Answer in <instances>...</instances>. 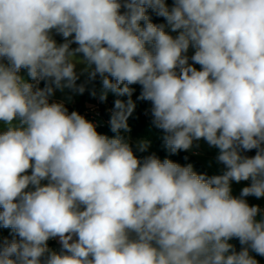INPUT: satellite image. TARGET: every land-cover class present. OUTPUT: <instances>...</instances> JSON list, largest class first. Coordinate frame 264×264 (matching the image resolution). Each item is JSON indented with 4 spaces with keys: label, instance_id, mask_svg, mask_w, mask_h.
I'll list each match as a JSON object with an SVG mask.
<instances>
[{
    "label": "clouds",
    "instance_id": "obj_1",
    "mask_svg": "<svg viewBox=\"0 0 264 264\" xmlns=\"http://www.w3.org/2000/svg\"><path fill=\"white\" fill-rule=\"evenodd\" d=\"M97 77L102 102L128 97L112 137L52 99ZM131 85L171 154L203 139L222 174L138 158L121 135ZM249 196L264 197V0H0V264H258L264 209Z\"/></svg>",
    "mask_w": 264,
    "mask_h": 264
},
{
    "label": "trees",
    "instance_id": "obj_2",
    "mask_svg": "<svg viewBox=\"0 0 264 264\" xmlns=\"http://www.w3.org/2000/svg\"><path fill=\"white\" fill-rule=\"evenodd\" d=\"M148 15L151 18V22L154 24H164L165 19L163 17L157 16L151 9L148 10ZM143 24V22H141ZM61 39H63L60 36ZM72 47H74L72 45ZM78 71V70H77ZM79 72V71H78ZM87 79L86 74L81 76L80 79L77 81L78 84L83 83ZM99 85H100V78L97 77V79L87 84L86 91L83 94H77L78 99L75 102L72 111H77L79 114H83L86 110L89 109L90 106H99L100 107V116L101 119L104 122L103 126L97 127V131L100 134L107 135L109 137H112L115 135L110 130L109 120L111 117V113L106 112V106H102L99 104ZM44 86V82H42L41 87ZM95 88L97 91V96L93 97L91 95V90ZM134 89V92L132 94V100L135 102L136 107L132 115L128 119V124L131 128V132L124 133L123 130L121 131V135H124L130 142L134 154L138 158H143L147 155L155 153L161 160L168 158L171 159L173 162L179 163L181 165H187L191 164L193 166V170L197 172L198 174H207L208 176H211L207 170L202 166V164L195 158L194 155L190 154L188 151H178L176 154H171L163 144V131L156 128L152 123V115H151V102L149 101H142L137 99V97L140 95L141 87L139 85H131ZM122 99L127 100L128 97H117L116 95L109 97L106 99L107 103L110 105L111 110L114 109V101L116 99ZM101 101V100H100ZM147 139L151 142L149 149L146 152H139L136 148L135 141H140ZM256 153V150L253 149L249 152H245L244 154L247 156H254ZM7 239H12V234L10 233L7 237ZM4 238V239H5ZM2 241V240H1ZM231 244L235 246V249L239 251L241 249V245L239 243V240L236 238H233L230 240ZM48 247L52 250L59 251L61 248L60 243L57 241L50 239L48 241Z\"/></svg>",
    "mask_w": 264,
    "mask_h": 264
},
{
    "label": "rangeland",
    "instance_id": "obj_3",
    "mask_svg": "<svg viewBox=\"0 0 264 264\" xmlns=\"http://www.w3.org/2000/svg\"><path fill=\"white\" fill-rule=\"evenodd\" d=\"M166 3L169 5V7H171L173 4V0H166ZM164 24H166V21ZM166 30L170 32V29L166 28ZM170 34L175 36L178 33L170 32ZM73 45L74 47H76L75 44ZM193 54H194V49L190 48L187 55L190 58L191 55ZM189 63H192L191 59H189ZM194 66L199 70L200 68L199 65H194ZM77 67L80 70L83 67V65H77ZM100 89H101V83L99 85V91ZM113 95H114L113 93L109 92L107 98ZM53 97L59 100H62L66 104L65 106L68 108L69 113L72 111L73 105L75 104V101L78 99L77 94H73L69 90H65L64 92H60L59 90H57ZM69 97L71 98L69 99ZM137 142L138 141H135L136 144ZM197 147H202L201 151L203 153L204 158L201 159V161L205 163L208 169L207 170L208 173L211 176L222 174L224 166L218 163L216 160L218 149L214 147H209V145L203 139H201L200 141H197V143L194 144L191 149H195ZM42 183H47V181H43ZM249 184H250V181H241L240 183L232 182V195L239 196L242 188L245 186H248ZM246 200L248 201L249 205H259L260 208H264V197L257 199L254 196H249V197H246ZM10 233H11V229L0 228V241L3 240L5 237H7ZM229 243L231 242L229 241ZM250 255H252L258 261V264H264V256H260L254 252H250Z\"/></svg>",
    "mask_w": 264,
    "mask_h": 264
},
{
    "label": "built area",
    "instance_id": "obj_4",
    "mask_svg": "<svg viewBox=\"0 0 264 264\" xmlns=\"http://www.w3.org/2000/svg\"><path fill=\"white\" fill-rule=\"evenodd\" d=\"M20 75L23 76L26 80H29V82H32L30 80V78L27 76V70L26 69H22L20 72ZM43 81L40 82V87ZM53 100L58 101V102H63L62 100H59L57 98L52 97ZM64 103V102H63ZM65 104V103H64ZM66 105V104H65ZM100 107L99 106H95V107H91L88 110H86L83 114H81L82 116H84L87 120L93 122L97 127L99 126H103L104 122L101 119L100 116ZM106 112L107 113H111V107L108 103H106Z\"/></svg>",
    "mask_w": 264,
    "mask_h": 264
},
{
    "label": "crops",
    "instance_id": "obj_5",
    "mask_svg": "<svg viewBox=\"0 0 264 264\" xmlns=\"http://www.w3.org/2000/svg\"><path fill=\"white\" fill-rule=\"evenodd\" d=\"M53 38L57 41V43H62V42H64L63 41V39H61L60 38V35H56L55 33H53ZM74 46V45H73ZM79 65V64H78ZM77 70L79 71V68L77 67ZM101 83V82H100ZM114 96V95H113ZM111 97V96H110ZM108 99V98H107ZM77 101V100H76ZM75 101V102H76ZM106 103H107V101H100L99 100V104L100 105H102V106H106ZM74 106V105H73ZM98 106V105H97ZM91 107H95V105H93V106H90L89 108H91ZM197 143V141H194V144H196ZM193 144V145H194ZM201 148L202 147H197V148H195V149H189V150H187L190 154H192V155H194L195 156V158H197L198 160H199V162L202 164V166L206 169V170H208L207 169V167H206V165H205V163H203L202 161H201V159H203L204 157H203V153H202V151H201ZM208 172V171H207ZM261 209H264V208H261ZM53 240H55V241H57L58 243H59V240H58V238H55V239H53Z\"/></svg>",
    "mask_w": 264,
    "mask_h": 264
}]
</instances>
